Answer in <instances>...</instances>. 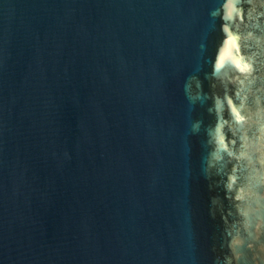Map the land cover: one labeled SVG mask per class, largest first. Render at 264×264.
<instances>
[{
    "label": "water",
    "instance_id": "water-1",
    "mask_svg": "<svg viewBox=\"0 0 264 264\" xmlns=\"http://www.w3.org/2000/svg\"><path fill=\"white\" fill-rule=\"evenodd\" d=\"M0 264H264V0H0Z\"/></svg>",
    "mask_w": 264,
    "mask_h": 264
}]
</instances>
